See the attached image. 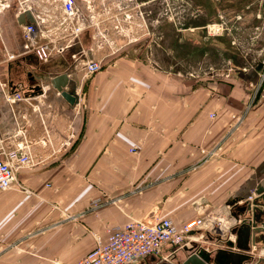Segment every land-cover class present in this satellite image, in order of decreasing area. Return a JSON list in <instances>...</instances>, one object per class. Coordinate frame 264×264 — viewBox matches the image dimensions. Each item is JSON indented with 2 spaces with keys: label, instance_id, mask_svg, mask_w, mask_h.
<instances>
[{
  "label": "crops",
  "instance_id": "1",
  "mask_svg": "<svg viewBox=\"0 0 264 264\" xmlns=\"http://www.w3.org/2000/svg\"><path fill=\"white\" fill-rule=\"evenodd\" d=\"M168 1L76 0L84 29L71 47L45 60L24 50L23 24L57 30L56 42L65 46L61 1L0 0V150L24 144L31 156L17 184L0 191V264H74L97 234L106 240L108 227L131 217L216 214L234 222L264 186V155L254 150L241 162L236 143L227 151L219 144L227 125L236 124L227 108L233 100L227 93L235 91L210 80L226 74L225 33L144 20ZM121 10L132 14L129 29L148 36H124L112 17ZM197 45L202 52H194ZM86 58L100 60L102 69L89 75ZM64 72L78 96L73 105L47 79ZM17 90L32 98L9 102L6 94ZM103 194L119 199L90 208ZM201 233L205 255L225 248L250 253L248 264L264 257L262 242L244 251L229 247L237 240L231 231Z\"/></svg>",
  "mask_w": 264,
  "mask_h": 264
},
{
  "label": "rangeland",
  "instance_id": "2",
  "mask_svg": "<svg viewBox=\"0 0 264 264\" xmlns=\"http://www.w3.org/2000/svg\"><path fill=\"white\" fill-rule=\"evenodd\" d=\"M160 14L157 16L148 13L144 20H168L182 28L185 26L208 28V25H211L210 30L217 32L219 28V33H225L226 37L221 45L225 49L223 54L226 58L224 66L226 74L222 77H211L210 80H216V83L219 80L220 84L224 83L230 90L235 91L232 95L230 92L227 93L228 100L233 98L227 108H231V116H236V124L227 125L225 138L219 144L221 147V143L224 142L223 149L227 148V151L236 143L234 149L241 162L254 150L264 155V0H169L165 2ZM144 20L141 19V22L144 23ZM46 32L51 39L57 36V30ZM121 32L128 38L148 36L147 32L140 33L135 29ZM69 33L68 28L63 32L67 39L65 49L71 47L74 42V36ZM50 47L51 51L57 53L52 44ZM163 47L169 48L170 45L163 42ZM195 47L194 52L203 51V46ZM219 66L220 69H224L221 67L223 65ZM198 67H201V61H195V69ZM197 73L200 72L195 71V74ZM201 77L195 76V80L206 84V80L201 81ZM232 103L234 106H231ZM218 148L219 146H214L210 150L217 151ZM154 260L159 262L158 257ZM154 260L147 259L145 262L135 264H155Z\"/></svg>",
  "mask_w": 264,
  "mask_h": 264
},
{
  "label": "built area",
  "instance_id": "3",
  "mask_svg": "<svg viewBox=\"0 0 264 264\" xmlns=\"http://www.w3.org/2000/svg\"><path fill=\"white\" fill-rule=\"evenodd\" d=\"M60 1L66 17V28L70 29L69 34L76 38L84 29L83 24L79 21L76 0ZM1 6L4 4L1 3ZM89 8L91 9V5ZM121 14L124 16L121 17ZM92 16L94 17V13ZM112 17L118 20L115 26L118 30L129 31L128 23L132 20V14L129 11L121 10ZM22 30L24 50L35 52L41 59L46 60L49 57L52 52L51 44L57 53H61L65 49V46L57 44L56 39L49 38L47 32L41 30L37 22L23 24ZM10 57L14 56L10 55ZM84 64L89 75L99 72L103 67L100 60L92 58H86ZM29 98H25L19 90L6 94V99L9 102ZM214 152L215 150L207 151L208 155L203 160H207V156ZM30 164L31 156L26 151L24 144H18L12 149H1L0 191L13 188L18 182V172ZM258 194V191L254 192L249 196V201H253ZM118 199L103 194L92 199L89 207L98 209L104 205L116 203ZM245 219L247 218L243 214L235 216L234 222L227 216L216 214L186 221H177L171 217H154L152 219L131 217L122 225L108 227L106 240L97 234V243L94 247L78 258L74 264H135L151 257H158L159 262L166 261L178 249L198 247L199 250H206L201 246V242L205 240V235L201 233V230L220 228L234 233L233 228L241 225ZM233 241L231 240V242ZM230 245L231 248L236 246ZM236 248L238 247L236 246ZM251 248L257 249L256 245Z\"/></svg>",
  "mask_w": 264,
  "mask_h": 264
},
{
  "label": "water",
  "instance_id": "4",
  "mask_svg": "<svg viewBox=\"0 0 264 264\" xmlns=\"http://www.w3.org/2000/svg\"><path fill=\"white\" fill-rule=\"evenodd\" d=\"M52 85L61 92L63 97L70 103L75 104L78 102V96L74 91V85L70 86L71 78L67 72L59 74L54 77H47ZM70 86L71 90H65L64 87ZM258 196L253 201H248L241 206L240 211L244 214H250L247 216L241 225H239L236 231L233 232L238 236L236 246L240 249H246L248 247L249 238H254V242L262 241L264 247V186L257 189ZM241 213L235 214L238 216ZM232 243V242H231ZM188 249V248H185ZM225 249H220V252H224ZM251 257L242 252H235L230 250L229 262L233 264H241V260H248ZM264 262V259H260ZM209 264L205 260L201 259L197 254L189 255L182 264Z\"/></svg>",
  "mask_w": 264,
  "mask_h": 264
},
{
  "label": "flooded vegetation",
  "instance_id": "5",
  "mask_svg": "<svg viewBox=\"0 0 264 264\" xmlns=\"http://www.w3.org/2000/svg\"><path fill=\"white\" fill-rule=\"evenodd\" d=\"M247 218V217H246ZM248 219V218H247ZM253 236V235H252ZM251 236V238H249V242H248V245H250L249 247H247L246 249H241V250H244V251H249L250 248L253 246V245H256L257 248H259V242H262V241H255L254 242V238ZM238 238V236H237ZM237 241V240H236ZM263 243V242H262ZM225 248H223L224 250ZM233 251V250H232ZM229 252L230 250H227L225 249L224 252H218L216 254H209V255H205L204 253H202V250H199L198 247H194V248H188V249H178L176 250L166 261H163V262H158V261H155V257H151V258H148V259H153L155 264H182L183 261L191 254H197L201 259L205 260L207 263L209 264H233L231 262H229ZM242 253H245L247 255H250V253H246V252H242ZM182 259V260H181ZM260 259H264V257H259L255 262V264H264V262ZM147 260V259H146ZM181 260V261H180ZM252 259H248V260H241V264H248V262H251ZM194 264H197V263H194Z\"/></svg>",
  "mask_w": 264,
  "mask_h": 264
},
{
  "label": "bare ground",
  "instance_id": "6",
  "mask_svg": "<svg viewBox=\"0 0 264 264\" xmlns=\"http://www.w3.org/2000/svg\"><path fill=\"white\" fill-rule=\"evenodd\" d=\"M213 26V25H212ZM263 249H264V247H263Z\"/></svg>",
  "mask_w": 264,
  "mask_h": 264
}]
</instances>
